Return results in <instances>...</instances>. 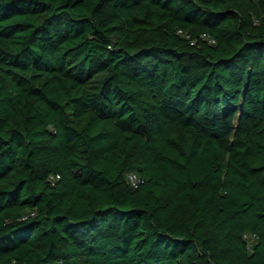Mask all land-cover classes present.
Here are the masks:
<instances>
[{
    "label": "trees",
    "instance_id": "1",
    "mask_svg": "<svg viewBox=\"0 0 264 264\" xmlns=\"http://www.w3.org/2000/svg\"><path fill=\"white\" fill-rule=\"evenodd\" d=\"M0 264H264V0H0Z\"/></svg>",
    "mask_w": 264,
    "mask_h": 264
},
{
    "label": "built area",
    "instance_id": "2",
    "mask_svg": "<svg viewBox=\"0 0 264 264\" xmlns=\"http://www.w3.org/2000/svg\"><path fill=\"white\" fill-rule=\"evenodd\" d=\"M127 180L134 187H137L141 181L140 178L135 173H132V172L130 173L128 172Z\"/></svg>",
    "mask_w": 264,
    "mask_h": 264
}]
</instances>
